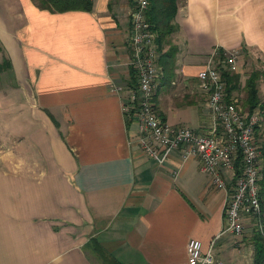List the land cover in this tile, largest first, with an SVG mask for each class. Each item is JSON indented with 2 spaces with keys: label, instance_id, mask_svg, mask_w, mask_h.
Wrapping results in <instances>:
<instances>
[{
  "label": "crops",
  "instance_id": "0c3cea01",
  "mask_svg": "<svg viewBox=\"0 0 264 264\" xmlns=\"http://www.w3.org/2000/svg\"><path fill=\"white\" fill-rule=\"evenodd\" d=\"M14 2L0 0L9 62L0 109L15 111L0 120V264H108L106 254L124 264H189L191 239L204 249L215 240V264H253L251 239L218 237L226 195L199 160L178 151L164 162L150 157L123 111L126 97L109 89L112 78L136 85L128 67L134 0L65 12ZM173 23L157 44L155 102L164 120L210 127L197 73L230 50L251 65L243 87L262 71L264 102V0H178Z\"/></svg>",
  "mask_w": 264,
  "mask_h": 264
},
{
  "label": "built area",
  "instance_id": "2783aa9c",
  "mask_svg": "<svg viewBox=\"0 0 264 264\" xmlns=\"http://www.w3.org/2000/svg\"><path fill=\"white\" fill-rule=\"evenodd\" d=\"M152 0H134L130 12L131 41L128 67L135 70L134 87L111 79L110 91L126 101L122 106L144 134L140 142L144 151L159 162L174 152L184 160L197 158L201 171L211 183L225 192L224 226L218 237L232 234L236 243L246 234L258 232L264 237V216L260 204L262 157L256 131L261 126L259 108L249 112L237 94H229L220 66L241 72L238 50L225 52L219 65L214 54L201 68L199 85L208 96L212 123L206 130L172 124L161 117L155 97L163 70L158 64L157 33L148 20ZM215 240L207 249L199 239L188 243L189 264H215Z\"/></svg>",
  "mask_w": 264,
  "mask_h": 264
},
{
  "label": "trees",
  "instance_id": "16d2710c",
  "mask_svg": "<svg viewBox=\"0 0 264 264\" xmlns=\"http://www.w3.org/2000/svg\"><path fill=\"white\" fill-rule=\"evenodd\" d=\"M35 4L43 10H49L51 12H65L70 10H85L91 11L93 9L94 0H33ZM178 10V0H152L148 9V20L152 23L155 32L159 31V35L156 37V42L161 43L167 34H171L176 30V24L173 23ZM7 63L5 58L4 64ZM6 66V65H5ZM9 66V62H8ZM4 68V67H3ZM3 70V69H2ZM0 68V71H2ZM132 76H135V70L131 68ZM223 78L227 82V90L229 94L240 89L241 86V72H232L230 70H223ZM261 70H253L246 80L244 89L247 91V97L245 103L247 104V110L253 111L255 108H259L261 116H264V102H262L258 96V80L261 78ZM263 120V119H262ZM260 128V127H259ZM259 128L256 131L259 130ZM257 140V137H256ZM259 142V141H257ZM260 144V143H259ZM260 151L262 157V178L260 180V204L261 211L264 216V142L260 144ZM251 241L254 247L253 264L264 263V237L258 232H254L251 236ZM93 242L97 243L96 240ZM108 264H124L119 262L115 257L110 255L105 256Z\"/></svg>",
  "mask_w": 264,
  "mask_h": 264
},
{
  "label": "rangeland",
  "instance_id": "374dc122",
  "mask_svg": "<svg viewBox=\"0 0 264 264\" xmlns=\"http://www.w3.org/2000/svg\"><path fill=\"white\" fill-rule=\"evenodd\" d=\"M10 1H12V0H10ZM16 2H14V4H17L18 3V1H20V0H15ZM18 5V4H17ZM2 53H4L5 54V58H6V60H7V63H5L4 64V60H5V58H4V56L2 57L1 56V54ZM0 68H1V70L3 69V70H5V68L7 67V65H8V54H7V52H6V50L4 49V48H2V45L0 44ZM242 60H244V58L241 56V58H240V61L242 62ZM6 65V66H5ZM4 67V68H3ZM252 68H251V65L249 64L248 66H246L245 64H244V66L242 65V67H240V70H241V74H244V72L246 71V73H247V71H250ZM243 72V73H242ZM249 73V72H248ZM234 93L235 94H237L238 95V97H239V99H240V101L242 102V104H243V107L244 108H248L247 107V104L245 103V100H246V97H247V91H246V89H244V87L241 85L240 86V89L239 90H236V91H234ZM6 110V109H5ZM5 110H2V109H0V120L2 119V118H4L5 116H8V115H11L12 113L14 114V109H10V113L8 114L7 112H5ZM263 120H262V123H261V128H259V130H260V133H259V138H258V140H259V142H260V144L261 143H263L264 142V116H263V118H262ZM258 130V131H259ZM250 238H251V236L249 237L247 234H246V236L244 237V239L243 240H241L239 243H243V241L245 242V239H246V242H248L249 240H250Z\"/></svg>",
  "mask_w": 264,
  "mask_h": 264
}]
</instances>
